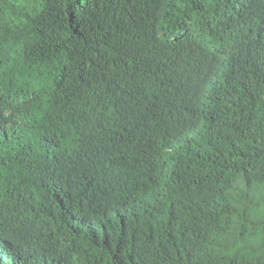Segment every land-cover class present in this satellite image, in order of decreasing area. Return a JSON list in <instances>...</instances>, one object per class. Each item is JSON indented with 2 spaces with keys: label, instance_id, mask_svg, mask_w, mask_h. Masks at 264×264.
Segmentation results:
<instances>
[{
  "label": "trees",
  "instance_id": "trees-1",
  "mask_svg": "<svg viewBox=\"0 0 264 264\" xmlns=\"http://www.w3.org/2000/svg\"><path fill=\"white\" fill-rule=\"evenodd\" d=\"M0 264H264V0H0Z\"/></svg>",
  "mask_w": 264,
  "mask_h": 264
}]
</instances>
